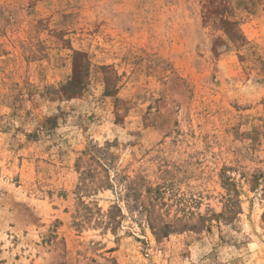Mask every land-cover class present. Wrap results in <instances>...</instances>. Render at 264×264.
Segmentation results:
<instances>
[{"label":"rangeland","instance_id":"rangeland-1","mask_svg":"<svg viewBox=\"0 0 264 264\" xmlns=\"http://www.w3.org/2000/svg\"><path fill=\"white\" fill-rule=\"evenodd\" d=\"M0 264H264V0H0Z\"/></svg>","mask_w":264,"mask_h":264}]
</instances>
